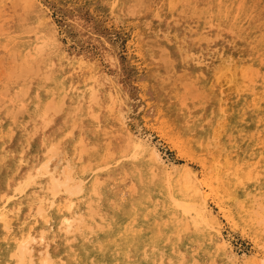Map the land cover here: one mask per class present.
<instances>
[{
	"label": "bare ground",
	"instance_id": "6f19581e",
	"mask_svg": "<svg viewBox=\"0 0 264 264\" xmlns=\"http://www.w3.org/2000/svg\"><path fill=\"white\" fill-rule=\"evenodd\" d=\"M5 1L0 0L2 14L12 9ZM17 1L16 7L27 5L31 10L26 24L15 30V39L25 48L17 57V62L20 66L26 65L32 55L46 53L47 61L43 69L46 72L44 77L49 81L35 83L31 93L32 100L38 97L33 104L41 107L39 124L31 125L26 121L19 127L10 123L6 129L0 128L4 133L0 136V264H263L264 195L259 196V192L264 193V133L259 129L264 125V105L255 112L262 117L246 130L249 139L245 156H241L238 150L230 152V156L214 152L210 159L204 155L200 161L203 166L215 160L220 171L218 175L213 174L210 165H207L206 177L201 179L188 161L194 150L205 151L204 148L210 146L198 139L197 130L195 133L185 125L187 122L178 109L170 116L171 124L178 133L175 137L171 136V141L187 161L181 165H168L155 144L138 135L129 122L128 95H125L126 89L112 69L123 68L122 54L127 65L141 56L142 53L137 54L135 50V47L144 44L140 31L131 32L127 47L121 49V54L119 42L115 41L119 36L115 32H103L97 20L94 21L95 26L84 24L86 18L82 14L77 16V20L70 16L79 27L99 31L104 52L95 55L81 48L69 49L59 33L48 3L44 0ZM186 2L189 3L188 0ZM151 7L140 3L137 8L149 10ZM206 13L211 16L215 12L207 9ZM15 23L8 19L5 27L10 28ZM239 32L244 34V26ZM145 40L149 42V39ZM151 50L157 60L159 51ZM150 67L153 69V65ZM37 69L39 71V67ZM137 69L142 72L140 67ZM10 70L13 74L14 69ZM84 71H89L88 77L74 78V74L81 76ZM249 71L242 68L237 74L239 79L249 81ZM183 82L196 87L190 80ZM143 85L147 87L146 83ZM192 86L188 95L194 97ZM153 88L156 89L153 99H160L162 94L158 84H153ZM215 95H219L218 89ZM258 95L263 98V91L258 90ZM168 101L170 103L171 100ZM213 105L214 112L211 114L214 115L223 111L230 115L240 108L239 105L222 108H218V104ZM4 109L7 108L0 107V111ZM148 109L153 111L156 120L164 121L163 107L153 101V105L148 103ZM60 110L65 111L69 119L66 129L60 122L45 131L50 123L45 114ZM209 112L205 110V116ZM34 113L36 111L31 115L34 116ZM16 114L13 116L16 117ZM2 118L6 119L5 116ZM160 125L163 134H168L166 124L161 122ZM219 129L216 127L213 132ZM107 130H116L121 139L124 138L122 145L103 140V132ZM38 133L40 136L34 141ZM92 136L96 151L89 153L85 151L88 146L85 145L92 144ZM202 139L206 141L207 136ZM34 143L36 152L24 159L23 154ZM90 146L93 147V144ZM67 148L70 150L69 158H64L65 161L58 166ZM16 149L21 151V157L13 160L12 152ZM80 156H83L82 162ZM114 159L118 160L116 166L112 165ZM241 159L244 169L237 171L234 168ZM104 171L109 174L108 178L100 177ZM129 178L130 184L127 185ZM111 183L115 185L114 189ZM105 189L109 190L112 198H105ZM211 197L213 201H210ZM212 202L217 205V212L211 207ZM221 213L229 223L243 230V235L249 237L255 251L243 258L234 252L227 237L222 234Z\"/></svg>",
	"mask_w": 264,
	"mask_h": 264
},
{
	"label": "rangeland",
	"instance_id": "374dc122",
	"mask_svg": "<svg viewBox=\"0 0 264 264\" xmlns=\"http://www.w3.org/2000/svg\"><path fill=\"white\" fill-rule=\"evenodd\" d=\"M44 1L50 5L51 15L53 14L52 17L57 24L59 33L64 37V41L69 45V49L81 48L86 52L94 53L95 55H102V52H104L98 36L99 31L97 29L91 30L88 27L85 29L79 27L77 23H75L76 21L74 22L70 16H72L74 20H77V16L82 14V16H85L86 18L84 24L94 25V21L97 20V25L102 26L103 32H115L116 35L119 36L115 41L119 42V51L121 54V49L125 50L127 47V39L131 37V32L140 31L144 44L141 42L143 46H137L135 47V50L137 51V54L142 53L141 56H137L134 63L127 65L126 58L122 54L124 61L122 65L123 68L112 69V72L114 75H118L122 82L121 84L126 89L125 95H128L127 108L130 115L129 122L133 125V128L138 135L140 134L142 138H147L153 145L155 144L154 146L158 149L162 158H165L164 160L168 165H181L182 163L187 162L173 147L171 141L172 137L178 135L177 130L171 124L170 120V116L172 115L171 112H177V109L178 113L181 116L183 115L185 123L187 122L185 125L187 127L189 126L192 130H195V133L197 130L198 133L196 134L198 135V139L210 146V148L203 147L205 151L199 149L194 150V155L188 161L189 165L194 168V171L199 173V178L205 179L206 174L204 173L207 170V165H210L209 169L213 174L215 173L218 175V172L220 171L216 168L215 163L217 164V162L215 160L206 162L207 165L205 166L204 164V167L200 162L204 155L210 159L213 157L214 152L230 156L231 153L238 150L241 156H245V148L249 139V134L246 133V130L253 126V124L262 117V115L257 116L255 112L262 104L264 105V96L260 99L258 95V90H262L264 95V0H188L189 3L186 2V0ZM5 2L7 5L11 6L12 9H8L3 14L0 13V27L2 26L0 28V107L2 108L5 106L7 108L4 109L6 111H0V128L3 129L8 128L10 123H14L13 125L15 127H19L22 122L26 121L31 125L39 124V122H41V119L38 116L41 107L33 104L34 102H37L38 97H36L35 100H32L31 93L35 83L49 81L45 79L44 76L46 72L43 69L44 63L47 61L46 53L37 56L32 55L29 57V63L26 65L20 66L17 62V57L22 55L25 48L19 40L15 39V30L17 27L26 24V20L30 16V8L27 5L25 7H16L17 0H6ZM238 2L239 6L237 7ZM140 3H145L152 7L149 10H141L137 8L140 6ZM193 5L196 8L192 7ZM206 7L215 13L211 14V16L207 15ZM8 19H12L16 22V25L10 28L5 27ZM241 26H244V34H240L239 32ZM200 36H202L204 40ZM216 36L218 37L216 38ZM200 38L202 40H200ZM145 39H149V42ZM239 45H243V47H239ZM151 48L159 51L160 57L157 60L154 59L153 54L151 53ZM163 53L165 55H163ZM166 61L169 65H167ZM151 65H153V69L150 67ZM137 66L142 70L141 73H139ZM36 67H39V71ZM108 67L109 66H107V68ZM242 68L246 70L248 69V71L251 69L249 71L251 78L248 79L249 81L247 82L243 81L241 78L239 79L237 75ZM10 69H14L13 74ZM67 72L71 73V70L67 69ZM201 72L203 74H201ZM256 72H258L259 75ZM82 75L77 76L74 74V78L76 80H78L79 77L85 79L88 77L89 71H84ZM201 77L202 79H200ZM183 80L185 82L190 80L192 84L196 86L195 89L190 84L192 89L194 88V91H192L193 93L191 92L194 97H191V94L188 95L191 86L189 83L184 84ZM251 81L253 83H251ZM143 83L147 84L146 88ZM155 83L158 84L162 97L154 100L153 92H156V89L153 88V84ZM163 83H167V85L164 86ZM216 86H219V88ZM217 89L219 90L218 96L215 95ZM222 91L224 92L222 93ZM35 94L38 96L37 92H35ZM169 99L171 101L170 103H167ZM153 101L159 107H163L164 121L156 120V116H153V111H149L148 103L153 105ZM248 101L252 104L250 103L247 105L246 103ZM179 102L181 103L179 104ZM213 104H218V108L231 105L235 107L239 105L240 108L230 115H226L224 111L214 115L211 114L214 112L212 111V106H215ZM255 104L257 107H255ZM14 110H19V112H15ZM205 110L210 111L207 116L204 114ZM33 111H36L34 116L31 115ZM2 113H4L6 119L2 118L4 117ZM14 114H16V117L13 116ZM45 117L50 119V123L44 129L45 131L57 126L60 122V125L64 130L68 125L69 119L63 110L55 113L51 111L48 114H45ZM229 118L231 119L229 120ZM2 120H4V122H2ZM161 122H164V124H166L165 126L169 128L167 130L168 134L166 133V135L160 130ZM215 126L220 129L213 132L214 129L216 130ZM257 132L258 131H255V133ZM259 132L264 133V125H261ZM103 133L105 134L103 140H112L114 144L115 142H124V138L121 139L116 130H107ZM3 135L4 133L0 130V136ZM204 135L207 136L206 141L202 139ZM39 136L40 133H38L34 141L37 140ZM169 136L172 137L169 138ZM93 139L94 137L92 138L93 147L90 146L92 145L91 142H89L90 144L87 143L85 145H88L85 150L86 152L94 153L96 151V145L93 142ZM208 140L210 142H208ZM35 143L32 144L29 150L23 154L24 159H28V156L36 152ZM221 149L223 151H221ZM20 152L21 151H18L17 149L12 152L13 160L20 159ZM69 156L70 150L67 148L66 151L62 153L63 158L58 162V166H61L65 161L64 158L67 159ZM85 156L87 157L88 154H85ZM80 157L79 159L82 162L83 156ZM56 161L57 159L54 160L55 164L57 163ZM241 162L242 159L236 164L237 166L234 169L242 171L244 167L243 162ZM117 164L118 160L114 159L112 165L116 166ZM90 174H94V172ZM108 176L109 174L107 171L102 172L100 175L102 178H108ZM126 182L127 185L130 184V178L129 180H126ZM220 183L223 182L220 181ZM111 185L114 189L115 185H113V183H111ZM103 192L104 196L106 195V199L112 198L108 189L103 190ZM259 193H261L259 194L261 197L264 195L262 192ZM126 198H128V196ZM210 201H213V197L210 198ZM211 207L216 212L218 211L217 205L213 202ZM221 215L222 217L220 220L223 225L221 229L222 234L225 238L227 237L234 252L243 258L242 256L245 254L255 251V249L252 248L253 245L251 244L249 237L243 235V230L238 226L235 227L231 222L229 223V221L223 216V213H221ZM262 256H264V254H261V257Z\"/></svg>",
	"mask_w": 264,
	"mask_h": 264
}]
</instances>
